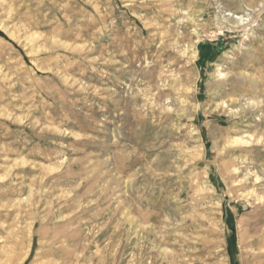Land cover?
Listing matches in <instances>:
<instances>
[{"label": "rangeland", "instance_id": "rangeland-1", "mask_svg": "<svg viewBox=\"0 0 264 264\" xmlns=\"http://www.w3.org/2000/svg\"><path fill=\"white\" fill-rule=\"evenodd\" d=\"M20 263L264 264V0H0Z\"/></svg>", "mask_w": 264, "mask_h": 264}, {"label": "bare ground", "instance_id": "bare-ground-1", "mask_svg": "<svg viewBox=\"0 0 264 264\" xmlns=\"http://www.w3.org/2000/svg\"><path fill=\"white\" fill-rule=\"evenodd\" d=\"M243 20H244V19H243ZM25 253H26V252H25ZM25 253H24V254H25ZM23 258H24V257H23ZM22 262H23V260H22ZM22 262H21V263H22ZM21 263H20V264H21Z\"/></svg>", "mask_w": 264, "mask_h": 264}]
</instances>
